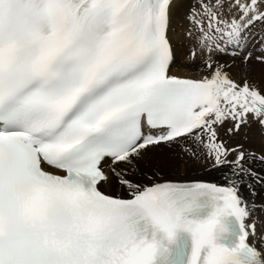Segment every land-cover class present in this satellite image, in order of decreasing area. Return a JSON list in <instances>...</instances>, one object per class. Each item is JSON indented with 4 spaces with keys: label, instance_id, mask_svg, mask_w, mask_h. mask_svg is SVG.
I'll use <instances>...</instances> for the list:
<instances>
[{
    "label": "snow or ice",
    "instance_id": "snow-or-ice-1",
    "mask_svg": "<svg viewBox=\"0 0 264 264\" xmlns=\"http://www.w3.org/2000/svg\"><path fill=\"white\" fill-rule=\"evenodd\" d=\"M181 2L0 0V264H264V151L220 136L264 90L217 59L264 63V0H191L177 64Z\"/></svg>",
    "mask_w": 264,
    "mask_h": 264
},
{
    "label": "bare ground",
    "instance_id": "bare-ground-1",
    "mask_svg": "<svg viewBox=\"0 0 264 264\" xmlns=\"http://www.w3.org/2000/svg\"><path fill=\"white\" fill-rule=\"evenodd\" d=\"M190 5L191 0H182L181 3H179L173 8L172 28L169 32V36L172 39L174 46L176 47L177 64H182L184 62V49L181 47L180 41L182 29L187 24V22L184 20V15L188 11ZM217 59H219L221 62H226L230 65L227 71L231 74L233 79L237 80L238 82L242 79H247L250 82L259 85L261 90H264V63H260L254 58L250 60L247 64H245L244 61L240 58L223 56L217 57ZM197 63H199V61H197ZM229 126L230 125L226 124L223 128L220 129L221 138L228 140L229 142L239 141L240 143L246 145V148L254 149L257 152L264 151V130H261L256 125H252L251 127H242L239 133H236L234 136L230 137L227 134V128ZM163 146L165 147V145H160V147ZM154 148H158V146ZM151 149H149L148 153H146V156L151 157L153 161L160 162L161 177L172 175V172H170L171 170L174 172L175 176L187 174V170L190 168L191 165L185 164V162L179 158L180 153H175V151L179 150L178 148L174 147V149L168 152V154L161 156L153 154L150 151ZM141 166L143 167V164H141ZM195 169L197 170L194 172L196 173L194 174L195 176L204 175L223 179L222 173L220 171L204 172L201 171L198 167H196ZM114 187L115 185L102 186V189L108 193H111V191H115L117 193L122 191L118 187H115V190L113 189ZM257 193V200L264 201V188H257ZM124 194L127 193L124 192ZM244 194L246 196L248 195L247 190H245ZM260 219L264 220V215H261Z\"/></svg>",
    "mask_w": 264,
    "mask_h": 264
},
{
    "label": "rangeland",
    "instance_id": "rangeland-1",
    "mask_svg": "<svg viewBox=\"0 0 264 264\" xmlns=\"http://www.w3.org/2000/svg\"><path fill=\"white\" fill-rule=\"evenodd\" d=\"M173 149H174V147L173 148H169L167 146H165V147L164 146L163 147L158 146V148H152L150 151L153 154H155V155L161 156V155L168 154V152H170ZM175 153L179 154V150L175 151ZM195 171H197V170L193 166H190V168L187 170V174H183V175H180V176H175L174 172L171 170L170 172H172V175L164 176V177H162V179H171V180L188 179V180H191V179H194V178H198V179H200V178H204V179L211 178V179H216V180H218L220 182H223V179H218V178L211 177V176H204V175L195 176L194 175V174H196V173H194ZM115 187H117V186H115ZM115 187L113 189H115Z\"/></svg>",
    "mask_w": 264,
    "mask_h": 264
}]
</instances>
